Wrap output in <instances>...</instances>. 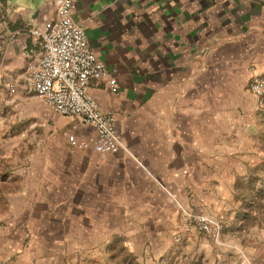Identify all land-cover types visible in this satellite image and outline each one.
Returning <instances> with one entry per match:
<instances>
[{"label":"crops","instance_id":"1","mask_svg":"<svg viewBox=\"0 0 264 264\" xmlns=\"http://www.w3.org/2000/svg\"><path fill=\"white\" fill-rule=\"evenodd\" d=\"M57 15V0H0V264H105L120 247L144 260L170 248L181 207L223 219L219 236L184 242L210 264H264V229H240L241 185L264 156L249 88L264 72V0H73L119 83L90 86L125 145L101 163L63 135L92 126L23 86L29 29Z\"/></svg>","mask_w":264,"mask_h":264},{"label":"built area","instance_id":"2","mask_svg":"<svg viewBox=\"0 0 264 264\" xmlns=\"http://www.w3.org/2000/svg\"><path fill=\"white\" fill-rule=\"evenodd\" d=\"M58 15L33 25L29 32L39 48L27 46L25 52L37 54L26 68L24 89L30 97L38 98L63 115H78L81 123L93 127L84 138L76 133L77 125L65 130L75 157L87 155L97 163L125 145L115 127L114 115L102 108L90 92L94 80L105 79L113 90L119 88L94 47L90 44L85 25L72 15L73 0H57ZM257 99H264V72L254 75L249 84ZM182 222L174 237L182 241L189 231L197 229L213 237L219 236L223 219H215L181 207Z\"/></svg>","mask_w":264,"mask_h":264},{"label":"rangeland","instance_id":"3","mask_svg":"<svg viewBox=\"0 0 264 264\" xmlns=\"http://www.w3.org/2000/svg\"><path fill=\"white\" fill-rule=\"evenodd\" d=\"M258 103L260 104V112L262 114V117L264 116V99L262 102L258 100ZM68 116H72L80 120L78 115ZM260 139V148L261 151L264 152L263 127H261ZM259 166L260 170L258 168H254L245 179L244 183L241 185L240 195L243 198L242 211H244V215L241 218L243 222L240 229L243 230L264 229V156H262ZM174 233L172 238L170 239V246H168L170 248L168 250H166V245L164 249H160L159 246H155V251L150 252V255H148V257L144 256V260H142L140 255H135L136 258L132 259L133 264H210V254H203L200 256L198 253H194V250L188 248V246H186L184 243L187 239V236L182 241H177L174 237ZM252 241L254 240H251V242ZM109 256L110 255L107 254V258ZM90 262L87 264H93L92 262ZM94 264L98 263L94 262ZM101 264L103 263L101 262ZM105 264H109V261L107 259Z\"/></svg>","mask_w":264,"mask_h":264},{"label":"trees","instance_id":"4","mask_svg":"<svg viewBox=\"0 0 264 264\" xmlns=\"http://www.w3.org/2000/svg\"><path fill=\"white\" fill-rule=\"evenodd\" d=\"M114 247H112L113 249ZM115 251L111 252L107 260L109 264H133L132 259L136 258L134 254L126 250L125 248H114Z\"/></svg>","mask_w":264,"mask_h":264}]
</instances>
